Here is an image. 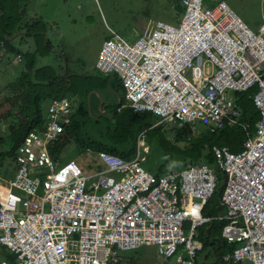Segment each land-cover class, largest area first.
Masks as SVG:
<instances>
[{"label":"built area","instance_id":"1","mask_svg":"<svg viewBox=\"0 0 264 264\" xmlns=\"http://www.w3.org/2000/svg\"><path fill=\"white\" fill-rule=\"evenodd\" d=\"M181 1L177 25L159 20L134 43L111 30L96 69L117 74L128 105L156 115L154 126L192 131L237 124L240 109L232 93L256 87L255 133L238 152L212 148L225 177L224 210L204 214L218 184L208 163L162 176L144 168L148 129L139 133L129 159L97 152L98 169L54 159L49 145L71 123L77 99L68 90L50 99L41 128L24 137L13 165L0 161V245L13 264H118L121 251L144 245L157 246L164 258L176 255L180 264H196L198 229L214 221L226 222L222 237L233 247L223 261L264 264V13L255 32L225 0L214 7Z\"/></svg>","mask_w":264,"mask_h":264},{"label":"rangeland","instance_id":"2","mask_svg":"<svg viewBox=\"0 0 264 264\" xmlns=\"http://www.w3.org/2000/svg\"><path fill=\"white\" fill-rule=\"evenodd\" d=\"M225 1L253 31H259L263 23V0ZM216 4V0H204L205 6L214 7ZM183 8L181 0H27L21 7L23 14L19 21L22 26L34 23L35 31H39L43 36L37 41L36 38L24 34L26 31L24 27L25 31H16L10 38L13 51L2 48L0 94L3 99L12 96L7 87L26 69L28 60L26 53L29 51L35 53L36 68L50 66L60 75L69 72L102 76L104 74L96 69V61L102 44L111 37V30L134 43L159 20L177 25L183 17ZM48 41L52 50L45 55L37 52L38 48L44 50ZM20 54L21 61L17 59ZM207 66L209 67L208 63ZM123 96V90L118 87L115 80H111V85H98L97 88L90 89L86 93L85 102L89 115L85 119L82 133L85 136L88 134L96 137L98 130L104 128L107 121L114 120L116 106ZM127 104L125 100L124 106ZM17 105L13 107L12 103H5L0 106V138L4 139V142L0 143V148L4 151H8L13 144L9 126L12 118L20 113V105ZM49 105L50 98H44L41 102L44 115ZM155 117L157 118L156 115ZM96 119L100 120L99 123ZM177 129H179L177 126L167 123L158 129H150L147 133L141 154L145 157L144 168L152 174L162 176L172 171L184 170L189 165L185 163L180 153L171 150L172 145L176 143L174 139ZM139 133L140 129L137 128V138ZM96 154L93 149L87 151L84 146L73 140L64 148L60 159L65 162L75 159L94 170L102 166ZM3 162L5 166L13 165L7 159ZM208 165L218 176V171H221L216 161L208 162ZM2 174L7 176L3 172ZM205 229L204 226L198 229L200 236L196 240L201 246L207 240L210 243L198 252L196 264H232L222 260V256L228 252L227 247L216 242L214 245L211 244ZM216 245H220L218 249L215 248ZM121 256L122 260L118 264H180L176 255L164 258L155 245L121 251ZM3 261L13 264L15 259L7 248L0 245V264ZM240 264L250 263L244 260Z\"/></svg>","mask_w":264,"mask_h":264},{"label":"trees","instance_id":"3","mask_svg":"<svg viewBox=\"0 0 264 264\" xmlns=\"http://www.w3.org/2000/svg\"><path fill=\"white\" fill-rule=\"evenodd\" d=\"M27 0H0V53L2 48L6 51H13L10 38L17 31H25V35L38 39L43 36L39 31H35L34 23L22 26L20 18L23 14L21 7ZM16 26V27H14ZM39 45V44H38ZM52 50L50 42H46L45 49L37 52L42 55ZM21 55V54H20ZM28 58L26 69L17 77L15 81L8 85L12 93L11 97H3L0 94V106L5 103H12L13 107L20 105L18 116L12 118L10 123V139L13 141L11 148L4 151L0 148V161L6 159L13 162L16 150L26 135L41 128L45 115L41 110V102L44 98H60L65 91L72 90L77 94V99L72 106L71 123L65 127L64 132L49 145L50 154L54 159H60L61 153L70 141H77L80 145L90 147L96 152L106 151L125 158H131L136 154L137 134L144 129H158L161 125H154L158 121L152 112H136L128 104L124 106L125 96L120 98L119 105L116 106L113 121H107L104 128L98 130L96 137L85 136L82 129L86 123L89 111L86 106V93L90 89L97 88L98 85H111V80H115L119 88H122L120 78L117 74H76L65 73L60 75L50 66L36 68L35 53H26ZM100 72V71H99ZM101 74V73H100ZM256 91V87L245 92H233L232 97L237 102L240 109L239 122L237 124L227 121L225 127L212 130L203 125H198L196 130H190L187 126L178 127L175 142L171 150L180 153L182 159L187 164H197L201 162L215 161L212 151L214 145L228 146L233 152L243 149L244 142L256 131V124L260 118V112L256 107L251 94ZM124 93V91H123ZM104 108V107H103ZM120 108V110H118ZM81 118V119H80ZM100 120L96 119L99 123ZM147 132V133H148ZM0 138V143L4 142ZM3 145V144H2ZM217 176L218 184L213 197L208 201L205 215H214L224 210L221 199L224 192V174L219 172ZM226 224L224 221H214L207 224L205 232L211 240V244H223L230 251L233 247L222 237V229ZM207 240V238L205 239ZM213 240V242H212ZM216 242V243H215ZM210 241H205L202 249Z\"/></svg>","mask_w":264,"mask_h":264},{"label":"crops","instance_id":"4","mask_svg":"<svg viewBox=\"0 0 264 264\" xmlns=\"http://www.w3.org/2000/svg\"><path fill=\"white\" fill-rule=\"evenodd\" d=\"M182 6H183V5H182ZM183 7H184V6H183ZM183 11H184V8H183ZM207 163H208V162H207ZM221 205H222V204H221ZM204 227H207V225H205ZM219 246H220V245H216L215 248L218 249ZM121 260H122V256H121V252H120V262H121Z\"/></svg>","mask_w":264,"mask_h":264}]
</instances>
